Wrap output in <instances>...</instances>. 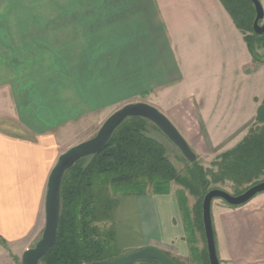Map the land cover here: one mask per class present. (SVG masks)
Instances as JSON below:
<instances>
[{
    "label": "crops",
    "instance_id": "1",
    "mask_svg": "<svg viewBox=\"0 0 264 264\" xmlns=\"http://www.w3.org/2000/svg\"><path fill=\"white\" fill-rule=\"evenodd\" d=\"M263 100L264 65L220 0H0V248L19 258L0 253V264L41 239L59 157L123 106H154L197 156L218 157L248 135ZM118 202L121 252L152 247L190 264L193 244L204 249L176 188ZM212 217L221 264H264V194L212 205Z\"/></svg>",
    "mask_w": 264,
    "mask_h": 264
},
{
    "label": "trees",
    "instance_id": "2",
    "mask_svg": "<svg viewBox=\"0 0 264 264\" xmlns=\"http://www.w3.org/2000/svg\"><path fill=\"white\" fill-rule=\"evenodd\" d=\"M220 2L243 34L254 63L264 65V34L254 32L256 12L252 2ZM150 130L157 132L158 128L144 119H128L100 154L79 161L65 174L58 239L40 264H92L122 257L113 221L118 197L166 195L174 188L190 240L196 231L205 242L199 256L193 244L192 257H196L197 264H210L203 201L210 191L223 190L226 184L234 188L233 196H240L264 182V100L248 135L235 149L218 156L212 170L205 169L198 159L194 163L187 161L178 170L168 158L165 145L149 136ZM190 198L195 200L192 206ZM162 253L175 264H181L168 253ZM192 261L190 264H195Z\"/></svg>",
    "mask_w": 264,
    "mask_h": 264
},
{
    "label": "water",
    "instance_id": "3",
    "mask_svg": "<svg viewBox=\"0 0 264 264\" xmlns=\"http://www.w3.org/2000/svg\"><path fill=\"white\" fill-rule=\"evenodd\" d=\"M254 5L256 18L253 29L255 34H264V8L259 0H250ZM261 23H263L261 25ZM140 118L152 123L180 151L189 162L197 161V155L173 123L157 108L146 103H131L113 113L100 127L97 134L63 153L49 177L45 214L46 224L41 239L24 252L21 264H40L50 253L58 239L61 222V190L65 174L79 161L100 154L110 143L117 129L128 119ZM264 194V182L247 190L240 196H233L223 190H212L203 201V226L210 264H221L217 255L213 227L212 205L221 200L231 207H242L257 196ZM139 261H156L159 264H175L169 257L156 248H144L113 261L92 264H137Z\"/></svg>",
    "mask_w": 264,
    "mask_h": 264
},
{
    "label": "rangeland",
    "instance_id": "4",
    "mask_svg": "<svg viewBox=\"0 0 264 264\" xmlns=\"http://www.w3.org/2000/svg\"><path fill=\"white\" fill-rule=\"evenodd\" d=\"M264 4V3H263ZM262 4V5H263ZM264 8V7H263ZM264 23V22H263ZM263 23H261V25L263 24ZM255 66H256V68H259V67H261L262 65H257V64H255ZM252 127V126H251ZM6 128L7 129H10V130H14V127H13V125H10V124H7L6 125ZM159 133V135H160V137H157V139L159 140V141H161L164 145H165V147H166V150H167V156H168V158L170 159V161L175 165V167L178 169V170H181L186 164H187V160L183 157V155L180 153V151L158 130L157 132H156V134H158ZM161 137H162V139H161ZM155 138V137H154ZM195 152V151H194ZM200 154H201V156H197V159H198V161L199 162H201L202 163V165L204 166V168L205 169H210V170H212V164L216 161V159H217V155H215V156H208L207 154H205V153H201V152H199ZM196 154V153H195ZM197 155V154H196ZM224 189L223 190H225V191H227L229 194H231V195H233L234 194V188L230 185V184H226V185H224V186H222ZM120 197V196H119ZM118 197V198H119ZM121 197H124V196H121ZM190 200V205L192 206L194 203H195V200L194 199H192V198H190L189 199ZM224 202L223 201H221V200H215L214 202H213V207H215L217 204H223ZM181 205V204H180ZM133 252H136V251H126V252H122V254H123V256H127V255H129V254H131V253H133ZM0 253H1V255L3 256V259L4 260H6V261H10L11 263H15L16 261H17V259H19L18 258V255H15V256H13V255H10V260H8V254H6V252H4L3 250H2V248H0ZM122 256V257H123ZM191 260H193L192 261V263H195V264H197L196 263V257H192L191 258ZM21 260L18 262V264H21Z\"/></svg>",
    "mask_w": 264,
    "mask_h": 264
}]
</instances>
